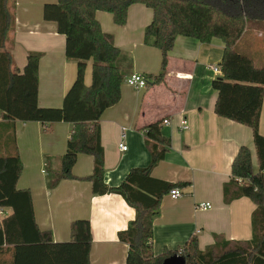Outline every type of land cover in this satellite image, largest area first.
Instances as JSON below:
<instances>
[{"label":"crops","instance_id":"crops-1","mask_svg":"<svg viewBox=\"0 0 264 264\" xmlns=\"http://www.w3.org/2000/svg\"><path fill=\"white\" fill-rule=\"evenodd\" d=\"M55 1L13 0L15 26L6 49L21 72L29 54L41 55L38 104L47 109L62 108L77 77V63L66 57L65 36L58 33L54 22L43 18L44 5ZM96 17L102 30L114 36L116 47L131 55L129 75H159L162 53L146 45L144 39L145 29L153 19L150 9L141 4L132 5L123 27L115 25L109 13L97 12ZM257 26L251 31L247 46L264 63V33ZM248 34L239 42V48L247 47L244 42ZM224 49L219 39L201 43L179 36L168 55L164 82L152 81L140 91L124 82L119 103L101 116L104 182L109 187L121 185L131 170L150 165L144 127L161 122L162 135L170 140L164 160L152 170L151 176L187 185L178 188L183 194L179 199L167 194L161 200L153 221L155 255L183 248L192 237L197 238L201 251L213 246L218 236L230 242L252 239V214L256 205L248 198L224 202V186L231 181V166L241 146L250 148L253 169L258 171L252 130L215 114L218 93L212 84L220 75L210 67L221 68ZM92 66L91 60L85 72L88 86L92 81ZM183 119L188 122V131L181 129ZM164 120L170 121V125H164ZM71 131L72 125L68 123L45 128L37 122L0 119V155L14 153L17 148L23 164L17 188L31 192L41 231H49L56 243L68 242L71 223L88 220L92 234L90 264H126L129 248L120 241L119 233L128 228L136 212L122 196H96L91 183L84 180H63L53 189L46 186V158H52L51 167L59 169V159L66 152ZM259 131L264 136V101ZM122 133L126 135L127 151L119 148ZM93 167V158L80 154L73 174L78 178L88 177ZM199 203H210L212 208L196 210ZM11 213L10 209H0V221Z\"/></svg>","mask_w":264,"mask_h":264},{"label":"trees","instance_id":"trees-1","mask_svg":"<svg viewBox=\"0 0 264 264\" xmlns=\"http://www.w3.org/2000/svg\"><path fill=\"white\" fill-rule=\"evenodd\" d=\"M12 1L0 0V119L37 122L45 128L56 123L72 125L59 169H53L52 158H46L47 188L53 189L63 180H84L91 183L96 196H122L136 212L128 228L119 233L120 241L129 248L126 264H162L176 254L182 255L186 264H264V136L259 131L264 66L256 67L253 56L238 50L244 35L260 25L256 23L251 28L250 23L264 22V0H56L46 3L44 20L57 25L58 33L66 38V57L77 63L76 80L60 109L41 108L38 104L41 55L29 54L21 72L6 50L15 26ZM135 4L152 11V22L145 29V44L162 53L161 71L157 76H145L148 82H164L168 55L179 36L201 43L219 39L225 45L222 74L212 84L218 93L215 114L252 130L258 171L253 169L250 148L241 146L231 166V181L224 186V202L248 198L256 205L249 241L230 242L218 236L213 246L201 251L197 238L192 237L183 248L154 254L153 221L161 200L171 190L187 185L151 176L170 146V140L162 135L161 122L143 128L151 155L150 165L131 170L118 187H109L104 182L100 119L107 109L119 103L128 74L123 51L116 47L114 36L102 30L96 14L109 13L114 24L123 27L129 8ZM91 60L92 81L88 86L85 72ZM80 154L91 156L94 162L92 174L85 178L73 174ZM22 172L23 164L16 147L14 153L0 155V209L12 210L0 221V264H90V222L73 221L71 240L54 242L52 234L41 231L36 223L31 192L17 188Z\"/></svg>","mask_w":264,"mask_h":264},{"label":"built area","instance_id":"built-area-1","mask_svg":"<svg viewBox=\"0 0 264 264\" xmlns=\"http://www.w3.org/2000/svg\"><path fill=\"white\" fill-rule=\"evenodd\" d=\"M210 69L216 75H221L222 74L221 68L219 66H212V67H210ZM125 83L128 86H130L131 88H133V89H135L137 91L144 90L149 85V82L147 81V79L144 76H142L140 74H137V73H133V74L129 75L126 78ZM163 124L164 125H170V121L164 120ZM181 129L183 131H188L189 130V125H188V122H187L186 119H183L181 121ZM125 138H126L125 133H122V135H121V142L122 143H120V145H119V148L122 151H127V146L124 143ZM169 195L174 200L175 199H179L180 197L183 196V194L181 193V191L179 189L171 190ZM211 208H212V205L210 203H199V204L196 205V210L207 211V210H210Z\"/></svg>","mask_w":264,"mask_h":264},{"label":"rangeland","instance_id":"rangeland-1","mask_svg":"<svg viewBox=\"0 0 264 264\" xmlns=\"http://www.w3.org/2000/svg\"><path fill=\"white\" fill-rule=\"evenodd\" d=\"M48 3H52V2H48ZM256 23L257 24H260V27H261V29H262V33H264V22H251L250 23V27L251 28H253L254 26L253 25H256ZM249 34H248V38H246V42H244V45L245 46H247V42L250 40L249 39V36L251 35V34H253V33H251V30L248 32ZM241 53H243V54H246V55H248V56H250V57H254V53L251 51L252 49H251V47H245L244 49H241V48H239L238 49ZM123 53H124V55H125V65H126V73L129 75L130 74V72H131V69H132V58H131V55L129 54V53H127V52H124L123 51ZM255 58V57H254ZM162 62V61H161ZM255 64H256V67H258V68H261V67H263L264 66V63L263 62H261V61H259V60H257L256 58H255ZM127 75V76H128ZM149 83H152V81H149Z\"/></svg>","mask_w":264,"mask_h":264},{"label":"water","instance_id":"water-1","mask_svg":"<svg viewBox=\"0 0 264 264\" xmlns=\"http://www.w3.org/2000/svg\"><path fill=\"white\" fill-rule=\"evenodd\" d=\"M186 263H187L186 259L182 255L176 254L165 259L162 264H186Z\"/></svg>","mask_w":264,"mask_h":264}]
</instances>
